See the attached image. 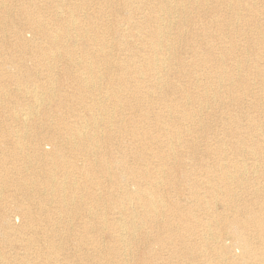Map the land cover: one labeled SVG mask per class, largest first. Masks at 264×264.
I'll use <instances>...</instances> for the list:
<instances>
[{
	"label": "bare ground",
	"instance_id": "1",
	"mask_svg": "<svg viewBox=\"0 0 264 264\" xmlns=\"http://www.w3.org/2000/svg\"><path fill=\"white\" fill-rule=\"evenodd\" d=\"M134 1L108 0L110 6H119L116 7L117 20L113 22L115 25L112 28L123 33L137 27L139 34L149 38L145 45L150 51L129 52L121 61L108 42V29L106 35L104 32H96L91 36L89 29L84 32L75 15L78 10L75 3L56 14L50 22L40 15L33 16L28 8H21L28 14L27 18L36 32L47 38L44 43L29 44V40L23 35V25H11L19 39L16 47L9 48V60L16 65V69L26 73L11 76L13 81L19 83L24 76H27L26 79H33L31 73L35 68L29 66L27 59L44 56L46 63L49 62L45 68L50 73L49 81L52 84L69 79L77 84L75 92L71 91L69 95L63 90L54 89V86L46 90L49 96L60 92L57 94L60 103H66L68 98L91 94L98 79L102 78L99 66L104 62V72H107L108 78L116 86L108 92L107 98L118 104L122 100L121 91L126 95L125 98L133 96L136 105L131 108L137 109L140 119L131 118L121 124L110 118L105 121L99 117L104 105L98 100L80 110L91 113L89 117L71 115L75 113L73 108L63 110L55 106L51 110L57 108L56 110L46 108L41 114L40 108L32 107L26 112L29 120L24 119L25 122L21 123L23 135L14 138L12 134H8V129L12 127L10 118L19 116L16 113L2 115L10 110L0 107V197L5 199L0 202V240L11 248L14 245L18 247L15 254L11 255L17 262L10 263L1 254L0 264H247V259H251L250 264H264V139L257 138L264 134V128L255 116L249 118L247 128L236 121L238 119L235 115L230 120L223 121V126L227 125L224 131L227 132V137L217 138L214 144L206 142L203 154H212V165L208 166L206 156L203 157L199 151L196 137H185V131L186 136L194 133L190 132L192 126H185L183 131L182 121L192 115L191 105L198 101L194 89L201 90L206 97L215 95L212 93L217 71L213 67L215 47L211 41V20L203 28L197 29L196 20L190 19L195 28L191 38L186 40V45L194 58L187 62L174 53L171 41V38L179 39L185 31L184 23L177 18L185 15L189 9L187 3L183 0H136L143 2L146 5L143 9L148 10V16H141V9L137 10ZM0 4L7 5L5 0H1ZM207 4L210 5L211 0H194L189 13L193 9L205 11ZM241 9L239 4L236 12L238 16L235 18L242 26L241 33H237L240 31L238 28L235 30L237 32L226 35L228 43L231 42L230 48L225 47L228 54L238 48L235 45L243 44L240 43L241 40L245 42L249 38L244 32L245 25L250 21L248 16L254 18V10L251 12L253 14L243 16L238 12ZM174 25L178 26L177 31H173ZM104 26L107 23H103ZM260 28L264 29L263 23ZM74 33L78 37L77 41H85L83 45L65 43L68 38L73 39ZM258 33L264 38L259 30ZM101 35L104 41L102 48L95 57L90 55L93 59L87 60L85 66L90 74L84 78L75 77L72 74V59L77 60L74 55L85 49L95 51L93 43L98 45ZM236 36H239L238 40ZM261 36H255L253 40L256 45V48H252L256 50L254 62L261 61L264 57ZM64 37L68 38L63 40ZM202 46V52L195 50ZM15 49L18 51H14ZM16 53L18 54L15 56ZM25 54L29 56L27 59ZM50 57L54 60L51 61ZM62 57L68 59V64L62 68L59 72L61 76L58 77L51 72L55 71L56 60ZM173 59L177 64L175 70L182 79L168 82L163 71ZM246 61L238 60L232 65V70H237L238 75H228L229 89L247 86V80L241 76L242 68L245 74L253 67L258 76L264 75V69L255 68V64L251 66ZM182 80L189 81L190 86L187 87ZM260 82L264 87V80ZM0 84H7L3 77H0ZM3 94L5 93L0 91V102ZM243 99L235 94L234 107H238L239 101ZM126 105H131L130 100L126 101ZM249 106L258 110L261 103L251 101ZM88 118H91L90 122H86ZM204 127L208 128L207 123ZM116 128L121 132V140L129 138L133 145L125 147L123 142L113 143ZM103 129L108 133L103 142L109 143L108 149L114 154V161L119 164L120 171L112 170L104 155L96 158V166L91 164L89 155H92L93 144L99 142L97 136ZM211 132L215 134L218 131L213 129L206 132L205 136H209ZM236 134L237 140L227 139ZM245 134L247 139L243 137ZM24 137L25 141L22 140ZM185 144L190 149L188 154L183 150ZM228 146L233 150L231 155L224 151ZM79 152L87 154L83 160L81 158V164L77 162ZM236 154L252 158L253 163L248 167L246 162L230 157ZM196 158L199 161L196 162ZM260 162L263 165L259 169L257 165ZM186 164L192 166L190 170H185ZM195 165H199V168L194 167ZM101 172L107 177L103 182L91 179ZM172 175L194 179L189 187L192 188L189 194L193 198L187 205L170 201L166 193H162L160 197L157 195L158 186L165 182V177ZM128 176L136 181L137 189L124 187L122 180ZM107 179L112 181L111 186L106 184L111 189L105 188L103 184ZM145 182L155 187L146 191L142 186ZM96 187L104 189L103 195L116 193L115 197L110 198L116 206L112 219L105 220L101 227L85 219L73 221V217L79 216L88 203L98 200L97 193L93 191ZM120 192L124 194L120 195ZM13 204L18 211L14 216L11 214ZM198 210L203 215H199ZM61 215L72 219H62ZM143 226L149 229L140 233ZM206 227L216 228L212 237L214 242L211 254H208L211 257L217 256L219 260H204L201 263L197 258L199 247L204 238H208ZM12 234L15 242L11 240ZM137 240H141L142 247L135 252L128 251V247ZM235 247L242 249L240 254L233 251ZM21 249L24 253L19 252Z\"/></svg>",
	"mask_w": 264,
	"mask_h": 264
},
{
	"label": "rangeland",
	"instance_id": "2",
	"mask_svg": "<svg viewBox=\"0 0 264 264\" xmlns=\"http://www.w3.org/2000/svg\"><path fill=\"white\" fill-rule=\"evenodd\" d=\"M183 1L184 3H187V6L189 7V9L186 11L185 15L179 16L177 18L179 21H182L184 23L183 27L185 28V31L179 39L175 40L174 38H171V41L174 46L173 48L174 53L177 54L179 57H182L187 62L193 59L194 58L193 53L191 50H189L188 45H186V40H188V38H191V35L193 34L192 31L195 28V25L197 29L203 28L206 25V23L209 22V20H211L210 25L212 26V33H213L212 38L211 37L210 38L215 47V60H214L213 67L215 68V72L216 71L217 72L215 73V81L213 84V93H212L213 95L214 94L215 95L212 97H206L205 95H202L201 90L194 89V95L196 99H198L197 102L198 103L201 102L203 104L199 105L197 102L192 104L191 105L192 115L189 116L187 119H183L182 121L183 131H185L186 129L185 126H187V128L192 126V129L190 132H194L186 136L187 134L185 131L184 133L185 137L186 138L190 136L196 137L195 139L198 140V145L200 149L199 151H201V153L203 154L205 153V148L207 147L205 146L206 142H210L214 144L217 138L227 137V132L224 133L225 129L227 128V125L223 126L222 122L230 120L232 118L231 117L232 115H235V117H237L238 120L236 121H238V123L241 124L244 128L249 127V118L251 116H255L260 122L261 124L260 126L264 128V87H262L261 82H260L264 80V75L258 76L253 67H251L249 72L245 74L242 68L241 70L242 74L241 73L239 74H241V76L247 80V82H245L247 84L245 88L235 86L234 88L229 89L230 80L228 79L229 74L237 77L238 72L237 70H232L233 68L232 65L236 64L235 62L238 60L246 61V59H250L246 61L248 62V64H250L251 66L255 64L256 65L254 66L255 68L260 67L264 69V57H263V60L254 62L253 57L256 56V50L252 49V48H256V45L253 41L255 40V36H258V35L261 36V34L258 33V30L264 35V29L262 30L260 28V25L262 23L264 24V0H211V4L210 5L207 4L206 6L207 8H205L206 9L205 11H202L199 9H193L190 11V13H189L190 6L194 0H183ZM5 2L7 3L6 6L0 4V18H1L0 19L1 20L0 21V77H3L5 82H7V84L5 86L0 84V91L2 93H5L3 94V98L0 102V107L5 108V110L11 111V113L10 111H6L2 113V115H9V114L15 115L16 113L19 116L17 118H10V120H12V127L8 129V134H12L14 138L17 135H23V128L21 127L22 125L21 123L25 122L24 119H26V121L29 120L28 113L26 112H27V109L32 108V107L36 109L40 108L41 114L44 112L46 108H49L48 110L50 111L56 110L57 108L51 110L55 106L63 110H69L67 108H71V109L73 108L75 113L71 114L70 112L71 115L80 114V115H87L89 117L90 115H92L91 113H89L88 111H85L83 113V112H80V110L84 109L85 106L93 105L98 100L99 102H103V105H104V110L100 111L99 117L104 118L105 121L110 118L117 124H121V123H126L131 118H135L137 120L140 119V113L137 111V109L131 108V106L134 107L136 105V101L133 96H129V98L128 97L125 98L126 95H123V91H121L120 94H121L122 100L118 104L114 103L113 100H111L110 98L109 99L107 98V96H109L108 92L113 90L114 87L116 86L108 78L107 72H104V69H105L104 62H101L100 63L101 65L99 66L103 74L102 78L101 80L98 79L96 87L91 91V94L90 95L81 94V96L78 95L75 97L68 98L66 103H60L61 101L59 100V96L57 95L60 92H58L54 96H49L46 90L53 88L54 86V89H58L59 91L63 90L64 92H67L66 94L69 95L71 91H74V89H76L77 84L70 79L69 81L63 82L64 84L62 83V81H57L55 84H52V82L49 81L50 73L45 68V65L49 64V62L46 63L44 56H33L34 58H28L29 56L25 54V59L28 58L27 63L29 64V66L35 68V70H33L31 73L33 75L32 76L33 79H26L27 76L26 77L24 76V78H22V80H20L19 83L11 79V76L13 75L14 77L22 73L26 75L25 72L16 69V65L9 60V56H8L9 55L8 52H10L9 48L16 47L17 39H19L16 30L13 29L14 25L15 24L23 25V35L27 38V40H29V44L34 45L36 42L44 43V41H46L47 39L45 36L36 32L35 27L30 24L29 19L27 18L28 14L22 11L21 9L22 7L28 8V11L29 12L31 11L32 12L31 14L33 16L38 17L40 15L42 18L46 19L47 22H50V19L55 17L56 14H58L59 12L61 13L63 10H65V8L67 9L70 4L75 3L78 5V10L75 12V15L79 19V22H81L85 33H86V29H89V33L91 36H94L96 32H99V33L104 32L106 35V31L108 29V37H109L108 42L112 45L111 49L113 53L116 54V57L119 58L118 59L119 61H121L122 59H125L127 55L129 54V52H135V51L139 53L143 51L149 52L150 48L145 45V42L149 38L144 35L139 34L137 27L133 28L129 32H123V33L116 32V30L112 28L113 25H115V23L113 22L117 20L116 19V7H119V6L117 5L110 6L108 4V0H5ZM239 4L240 6H242L241 11L238 10V12H240L241 15L243 14V16H245V14L247 13L253 14L251 12L254 10V18L252 16H248L250 17V21L245 25L246 31L244 32L247 33L249 38L247 39L241 35L242 38H245L247 40L245 42L241 40L240 43H243V44L240 46L236 43L237 45H235V47L238 46V48L233 53L228 54L226 51V48L231 47V42L228 43L226 35L229 33H234V31L237 30L238 28H240V31L238 32L235 31V32L241 33L242 31L241 30L242 26L238 24V20H235V18L238 16L236 12H237V6H239ZM134 5L137 8V10L141 9L140 11L141 16L149 15L148 10L146 8L143 9V7H146V5L143 4V2H137L135 0ZM191 18L196 20L195 25L193 24L192 21H190ZM103 23H107V26L103 27ZM242 23L244 22L242 21ZM11 25L13 27H11ZM178 29H179L178 26L174 25L173 31H177ZM75 35L76 33L72 35L73 39L64 37L63 40L68 38V40L65 41V43H69L71 45L75 43L77 44L79 43V45H83L85 41L84 40L77 41L78 37ZM261 37L263 38V36ZM235 38L238 40L239 36L238 37L236 36ZM262 40H263L262 52L264 53V38ZM102 43H104V41L101 35V39L98 42V45H96L95 42L93 43V47L95 48L96 52L91 51L89 48V50L92 53L87 51V49H85V50H81L77 52L74 55V57H76L77 60L72 59V62H73L72 74H74L75 77L79 76L80 78H84L88 76V74H90L88 70L85 68L87 64V60L92 61L93 57H95L97 52H99L100 49L102 48ZM195 50L202 52L204 48L202 46L201 48L195 49ZM14 51H18V50L15 49ZM17 54L18 53H16L15 56ZM90 55H92L93 57ZM39 60L40 62H38ZM50 60L53 61L54 60L53 57H50ZM67 64H68V59L64 57H62L61 59H57L55 63V67H56L55 71L51 72V74L55 73L54 75L60 77L61 74L59 72L63 70L62 68ZM167 67L168 68H166V70L163 71V74L164 76L168 77V80H167L168 82L178 81L182 79L178 75V72L176 71L177 64L174 59L171 61V63ZM226 68L228 69L226 70ZM62 75H63V71H62ZM221 76H223L224 78L222 79ZM232 78L231 80L234 79ZM183 82H186L187 87L190 86L189 81L182 80V83ZM34 85H36L37 87ZM252 87L254 88L252 89ZM35 88L38 92L34 90ZM9 89L10 91H8ZM6 94L8 95L6 96ZM235 94L240 99L244 98L243 100L239 101L238 107H234L233 99H234ZM37 100L40 101V103ZM41 100H42V103H41ZM127 100H130L131 102L130 106L126 105ZM251 101L254 103L260 102L261 103L260 109L254 110L253 108H251L249 106L251 104ZM22 112H24L25 115ZM153 116L154 115H152V117ZM45 118L46 117L44 116V119ZM90 119L89 118L88 120L86 119L87 120L86 122H90ZM72 120L73 119H71V121ZM206 123L208 125L207 129L204 127V124ZM213 129H215L218 132H216L215 134L214 132H211L209 136H205L206 132H210ZM16 131H19V132H16ZM102 133L103 135L101 136ZM107 134L108 133L106 129H103L102 131L98 133L97 137L99 138V142L97 144L96 143L93 144L92 155H89V157H91L92 159L91 164L93 166H96L97 164L96 158H98L100 155H104L107 159V162L109 163V167L114 171H120L119 164L114 161V154H112L108 149L109 143H107L106 141L103 142V139L106 137ZM246 135L247 134L243 136L245 139H247ZM121 138H122L121 132L118 131L116 128L114 130V139L112 140V142L115 144L119 142H123L125 147H130L131 145H133L131 139L125 138L122 141ZM257 138L261 140L262 138L264 139V134L258 135ZM24 139L25 137L22 140L25 141ZM227 139L230 141L233 139L237 140L238 137H237V134L236 136L230 135L228 136ZM46 146L50 147L49 144H47ZM229 147L230 146H228V149L225 148L224 151L225 153L228 152L229 155H231L233 150L230 149ZM188 149L189 148H186V144H185L183 147L184 153L188 154L189 152ZM206 154H203V157L206 156L205 159H206V163L208 166L209 164H211L210 158L212 157V154H209V155H206ZM86 155L87 154L85 152H79L77 162L81 164L82 160L84 159ZM230 157L238 159V161H242L244 163L246 162L248 167L249 165H251V163H253V159L249 158L248 156L247 157L239 156L238 154H236ZM195 161L197 162L199 160H197L196 158ZM258 164L259 166L257 165V168L260 169L263 164L261 162ZM98 167H100V165L97 166V168ZM191 167H192L191 165L186 164L185 170H190ZM194 167L199 168V165H195ZM106 178L107 177L104 176L103 172H101V173L96 174L91 179L95 182L101 183ZM164 181L165 182L162 185L158 186L159 193H157V195L159 197L162 193H166L168 194V198H170V201L175 200V201L184 203L185 205H187L188 202H191L190 200L193 197L189 193L190 191H192V188H189V187L191 186V183L194 182V179H186L184 178V176L180 177V176L172 175L171 177H165ZM122 182H123L122 184L124 185V187H127L129 189H137L136 181L129 176L124 178ZM103 184L105 188H107L108 186H106V184L111 186L112 181H110V179H107L106 182H104ZM142 186L146 191H148L149 189L152 190V188L155 187V186L151 187V185L147 182L143 183ZM109 189H111V187ZM93 191L97 193L98 200L97 201L94 200L88 203L85 206L84 211L79 216L73 217V221L74 220L80 221V220L85 219V220H88L89 223L92 221L95 224V226L97 225L98 227H101L106 222L105 220L109 221L112 219L111 217L113 213L116 211V206L110 199L111 197H115L116 193L111 194V195H107L105 193L103 195L104 189L102 187L93 188ZM114 192H117V191H114ZM123 194H124L123 192H120V195H123ZM1 198L2 197H0V202H3L5 199L4 198L1 199ZM197 212L199 215H203L201 210H198ZM17 213L18 211L15 208V204H13L11 214L12 216H14ZM56 217H59V216H56ZM60 217L65 220L72 219L71 217L66 216V215H61ZM207 228L208 227L205 228V231L208 233V238L207 239L204 238L203 243L199 247L200 251H199L198 258H197L198 260L201 261V263H204L205 261L207 262V261H215V260L218 261L219 260L217 259V256H213V257L210 256L211 246L213 245V242H214L213 240L214 238L212 239V237L215 234L216 228L215 227H210L209 229ZM148 229L149 228H147V226H143L141 228L140 233L145 232V230H148ZM104 236L106 237V235ZM210 236L212 240L210 239ZM13 239H15V237L12 234L11 240L12 242H15ZM0 246H1L0 251L3 252V253H0V255L3 254L4 256H6L10 263H15L18 261L11 257V255L15 254V251H17L18 249L16 245H14V248H11V246H9L8 244H4L1 241ZM129 247H128V251L131 250V252H135L142 247V242L141 240H137L133 245L131 244ZM233 251L236 252V254H240L242 249L235 247L233 248ZM19 252L22 253L23 250L21 249ZM247 260H248L247 264H250L251 259H247ZM0 261H2L1 258H0Z\"/></svg>",
	"mask_w": 264,
	"mask_h": 264
}]
</instances>
